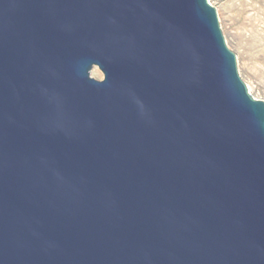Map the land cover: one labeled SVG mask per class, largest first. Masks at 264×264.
<instances>
[{"label": "water", "instance_id": "obj_1", "mask_svg": "<svg viewBox=\"0 0 264 264\" xmlns=\"http://www.w3.org/2000/svg\"><path fill=\"white\" fill-rule=\"evenodd\" d=\"M216 9L0 0V264H264V99Z\"/></svg>", "mask_w": 264, "mask_h": 264}, {"label": "rangeland", "instance_id": "obj_2", "mask_svg": "<svg viewBox=\"0 0 264 264\" xmlns=\"http://www.w3.org/2000/svg\"><path fill=\"white\" fill-rule=\"evenodd\" d=\"M217 9L228 46L250 92L264 99V0H209ZM91 76L102 79L97 66Z\"/></svg>", "mask_w": 264, "mask_h": 264}]
</instances>
